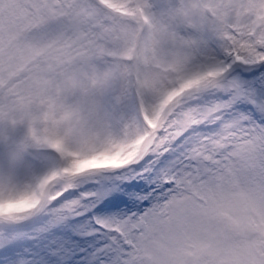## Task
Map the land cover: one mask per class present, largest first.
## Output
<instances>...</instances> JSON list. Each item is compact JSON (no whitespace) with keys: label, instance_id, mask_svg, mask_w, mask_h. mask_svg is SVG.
I'll return each mask as SVG.
<instances>
[{"label":"snow or ice","instance_id":"obj_1","mask_svg":"<svg viewBox=\"0 0 264 264\" xmlns=\"http://www.w3.org/2000/svg\"><path fill=\"white\" fill-rule=\"evenodd\" d=\"M133 121L139 158L73 170ZM24 199L0 264H264V0H0V206Z\"/></svg>","mask_w":264,"mask_h":264},{"label":"rangeland","instance_id":"obj_2","mask_svg":"<svg viewBox=\"0 0 264 264\" xmlns=\"http://www.w3.org/2000/svg\"><path fill=\"white\" fill-rule=\"evenodd\" d=\"M191 84L192 82L188 81L169 91L159 101V109L163 110L166 108L172 103L176 96L189 88ZM153 100L154 97H149L146 102L149 101L150 104L153 102ZM143 120L147 122L149 128H154L157 126L156 120L153 118L150 112L144 115ZM110 135H121L123 136V139L110 142L109 146L107 147L108 150L99 151L95 155L87 158L93 163L88 164L86 161L80 159H77V163L86 164L85 168L120 167L139 158L147 146V142L149 141L148 134H138L137 124L134 121L132 122L131 127L121 130L119 133L115 132L114 130H110ZM16 203H11L10 209H14Z\"/></svg>","mask_w":264,"mask_h":264},{"label":"clouds","instance_id":"obj_3","mask_svg":"<svg viewBox=\"0 0 264 264\" xmlns=\"http://www.w3.org/2000/svg\"><path fill=\"white\" fill-rule=\"evenodd\" d=\"M106 150H108V149H106ZM80 160H84L88 164L93 163L92 161L88 160L87 158H82ZM85 167H86V164L77 163V160L73 161V163H72L73 170H82ZM29 204H30V201L24 199V200L18 201L16 203V206L14 209L23 208V207L29 206ZM6 209H10V204H4V205L0 206V210H6Z\"/></svg>","mask_w":264,"mask_h":264},{"label":"bare ground","instance_id":"obj_4","mask_svg":"<svg viewBox=\"0 0 264 264\" xmlns=\"http://www.w3.org/2000/svg\"><path fill=\"white\" fill-rule=\"evenodd\" d=\"M147 103H149V101Z\"/></svg>","mask_w":264,"mask_h":264}]
</instances>
